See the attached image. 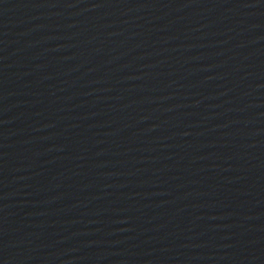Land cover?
Wrapping results in <instances>:
<instances>
[{"label":"water","instance_id":"95a60500","mask_svg":"<svg viewBox=\"0 0 264 264\" xmlns=\"http://www.w3.org/2000/svg\"><path fill=\"white\" fill-rule=\"evenodd\" d=\"M0 264H264V0H0Z\"/></svg>","mask_w":264,"mask_h":264}]
</instances>
